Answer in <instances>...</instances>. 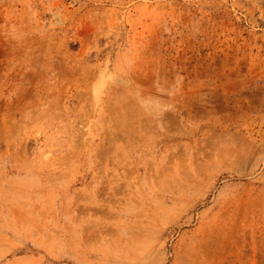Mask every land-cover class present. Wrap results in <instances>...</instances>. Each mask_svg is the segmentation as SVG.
Instances as JSON below:
<instances>
[{"label":"rangeland","instance_id":"374dc122","mask_svg":"<svg viewBox=\"0 0 264 264\" xmlns=\"http://www.w3.org/2000/svg\"><path fill=\"white\" fill-rule=\"evenodd\" d=\"M0 264H264V0H0Z\"/></svg>","mask_w":264,"mask_h":264}]
</instances>
